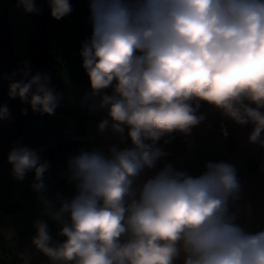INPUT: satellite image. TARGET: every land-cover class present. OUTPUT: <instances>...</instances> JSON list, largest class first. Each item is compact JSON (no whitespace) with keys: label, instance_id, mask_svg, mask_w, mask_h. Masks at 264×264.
<instances>
[{"label":"clouds","instance_id":"clouds-1","mask_svg":"<svg viewBox=\"0 0 264 264\" xmlns=\"http://www.w3.org/2000/svg\"><path fill=\"white\" fill-rule=\"evenodd\" d=\"M48 6L57 21L73 10L69 0ZM16 7L41 12L35 0ZM89 10L92 30L80 55L91 95L107 110L98 131L110 128L124 140L127 129L131 146L71 156L76 194L55 200L44 195L49 162L19 142L12 148L13 177L34 173L44 215L65 238L53 245L47 222L37 219L34 246L53 264H176L181 255L183 264H264V230L247 231L231 210L242 198L233 164L208 161L193 176L167 163L134 187L167 156L162 137L188 134L204 119L196 114L200 102L252 125L249 142L264 147V0H90ZM22 64L4 77L9 98L53 115L61 97L50 74L33 75L30 62ZM10 118L0 106V120Z\"/></svg>","mask_w":264,"mask_h":264},{"label":"crops","instance_id":"crops-1","mask_svg":"<svg viewBox=\"0 0 264 264\" xmlns=\"http://www.w3.org/2000/svg\"><path fill=\"white\" fill-rule=\"evenodd\" d=\"M16 1L0 0L4 33L13 43L12 59L1 65L4 77L18 72L25 60L30 62L31 74L38 72L40 64L36 40L44 38L52 50V64L47 71L51 72L57 67L61 69L50 84L61 98L53 115L33 112L30 105L21 103L19 98H9L10 81L5 79L7 85L1 90L2 101L3 105H7L11 118L0 124V196L3 189L11 188L17 198L0 202V253L11 264H53L32 242L36 236L34 222L37 219L47 222L53 245L65 239L59 235L61 226L44 215L39 194L32 188L34 173L28 172L23 181L13 177L12 165L8 162L9 152L18 142L20 146L36 150L42 160H47L50 165L44 176L47 189L44 195L52 200L57 194L70 199L76 194L75 185L68 182L67 161L71 156L82 149L95 148L107 154L111 146L122 149L130 147L131 142L126 136L127 129L124 140L110 128L103 133L98 131L99 123L108 118L107 110L98 107L100 97L91 95L89 78L87 74L81 75V46H74L73 43L77 42L76 34L78 41L91 34V22L82 21L80 15L85 2L90 0H78L75 4L70 2L72 9H77L61 18L55 28L52 27L54 19L50 15L48 0L35 1L41 8L40 14H25L16 7ZM78 4H81V8L75 6ZM65 27H71L70 33L73 32L68 35V42L72 46L69 44L66 48L59 43L65 35ZM68 56L70 59L65 60ZM20 78L18 74L14 79L18 81ZM105 93L111 94V89L105 90ZM22 109H26L27 113L22 114ZM196 114L204 119L192 127L190 133L175 132L160 139L158 146L167 156L158 162L156 169H146L141 173L134 187L138 188L167 163L177 170L198 176L205 171L208 161H225L235 166L242 184V198L231 209L238 213L237 222L249 232L264 230V147L249 142L252 125H238L205 102H200ZM225 130L226 137L223 135ZM228 139L233 141L234 150L229 148ZM165 140L170 142L165 143ZM56 206L59 207L58 201ZM11 242L17 248L14 259L8 260L4 251ZM183 259L181 255L176 264H183Z\"/></svg>","mask_w":264,"mask_h":264},{"label":"built area","instance_id":"built-area-1","mask_svg":"<svg viewBox=\"0 0 264 264\" xmlns=\"http://www.w3.org/2000/svg\"><path fill=\"white\" fill-rule=\"evenodd\" d=\"M17 5V1H16ZM22 10V8H18ZM82 21L90 23V10L85 12L82 15ZM3 23H4V16L0 15V92L1 90L6 87L7 83L4 78V73L2 71L1 65L5 62H8L12 59V51H13V43L12 39L5 35L4 33V28H3ZM3 105L1 93H0V106ZM3 120H0V124L2 123ZM80 134L77 136L79 137ZM17 198L16 192L11 189V188H5L2 191V195L0 196V202L2 201H14ZM16 244L15 243H9L4 251V256L8 260H13L15 257V250H16Z\"/></svg>","mask_w":264,"mask_h":264},{"label":"trees","instance_id":"trees-1","mask_svg":"<svg viewBox=\"0 0 264 264\" xmlns=\"http://www.w3.org/2000/svg\"><path fill=\"white\" fill-rule=\"evenodd\" d=\"M77 1L78 0H69V2H71V4H73V3L75 4ZM89 3L90 2H88V1L85 2V7L82 10L80 15H83L85 12L89 11ZM76 9L77 8H75L74 10H76ZM36 47H37V53H38L37 60H38V62L40 64V66H39L40 68H39L38 72H40V73H48V74H50L51 81L54 80L55 77L60 73L61 69L57 67L51 72L47 71L49 66L52 64L51 57H50V54L52 52L51 48L48 46V43L46 42V40L44 38H41V37H39L36 40ZM68 59H70L69 56L65 58V60H68ZM78 62H81V60H78ZM85 74H86V72H85L84 68L82 67L81 68V75L84 76ZM0 93H1V97H2V92H0ZM126 136H127V133H126ZM128 141L131 142L129 139H128ZM227 144H228V146H229V148L231 150H234L235 146H234L233 141L231 139H228V143Z\"/></svg>","mask_w":264,"mask_h":264},{"label":"rangeland","instance_id":"rangeland-1","mask_svg":"<svg viewBox=\"0 0 264 264\" xmlns=\"http://www.w3.org/2000/svg\"><path fill=\"white\" fill-rule=\"evenodd\" d=\"M35 1H38V0H35ZM40 1V0H39ZM75 6H77V7H79V8H81V4H78V5H75ZM59 23V20L57 21V20H53V24H52V27L53 28H55L56 27V25ZM65 35L63 36V38H61L60 39V41H59V43L61 44V46H63L64 48H66V47H68L69 46V44L72 46V43H69L68 42V39H70V38H68V35L69 34H72V33H70V31H71V27H65ZM57 30H59L58 28H57ZM60 32V30L58 31V33ZM61 33V32H60ZM60 33H59V35L58 36H60ZM77 37V38H76ZM76 37H75V39H77L76 41L77 42H75V43H73L74 44V46H78V47H80L81 46V44H82V42L85 40V38H81V40L80 41H78V34H76ZM53 38H55L54 36H53ZM80 55V54H79ZM81 56V55H80ZM54 59H55V57H54ZM55 62H56V60H55ZM0 264H11V262H8L7 260H5V258L2 256V253H0Z\"/></svg>","mask_w":264,"mask_h":264}]
</instances>
